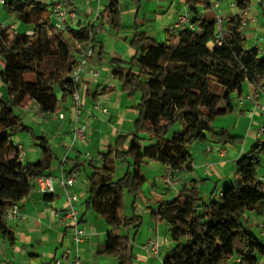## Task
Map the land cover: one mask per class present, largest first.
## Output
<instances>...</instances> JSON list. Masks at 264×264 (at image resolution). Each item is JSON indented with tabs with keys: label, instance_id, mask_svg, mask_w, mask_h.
Segmentation results:
<instances>
[{
	"label": "trees",
	"instance_id": "16d2710c",
	"mask_svg": "<svg viewBox=\"0 0 264 264\" xmlns=\"http://www.w3.org/2000/svg\"><path fill=\"white\" fill-rule=\"evenodd\" d=\"M107 1L103 20L118 31L124 8L121 0ZM235 1L240 10L251 6L250 0ZM199 5L196 0L188 1L191 21L199 31L184 28L172 33L166 29L164 39L157 41L136 26L131 60L109 59L121 91L137 100L132 106L138 115L133 120L130 144L122 148L127 136H118L113 147L100 153L99 162L93 164L86 158L78 161L76 157L68 172L90 168L85 208L109 225L103 253L116 257L117 264H134L136 259L132 232L142 220L135 213L127 217L123 214L125 194L134 199L143 194L147 181L143 165L151 160L181 172L189 169L190 148L197 142L241 144L243 137L213 123L233 111V95L240 96L245 81L263 87L264 55L256 47L247 46L240 29L242 18L236 15L227 20L222 43L210 48L215 22L213 16L201 15ZM3 8L33 30L30 37L28 29L19 31L0 23V56L4 62L0 78L6 86V95L0 96V234L13 242L4 213L31 192L32 178L47 175L53 159L48 138L35 134L16 109L24 95L34 100L43 113L68 109L64 104L71 103L74 90L69 77L74 66L72 40L91 37V62L95 57L101 59L103 49L89 26L70 28L66 35H48L50 16L47 5L39 0H5ZM26 74L34 75L35 80L26 81ZM113 91L111 86L98 85L87 94L96 102L98 95ZM80 97L82 100L81 92ZM175 124L179 129L168 137ZM22 132L37 142L41 157L34 162H24L10 141ZM263 154L264 138H260L236 160L233 180L216 200L204 201L197 184L190 183L172 199L159 201L150 216L156 224L169 226L171 245L161 264H228L232 258L235 264H261L264 243L251 229L248 214L264 208V183L258 178ZM118 159L126 164V170L116 180ZM45 197L51 199L52 194Z\"/></svg>",
	"mask_w": 264,
	"mask_h": 264
},
{
	"label": "crops",
	"instance_id": "0c3cea01",
	"mask_svg": "<svg viewBox=\"0 0 264 264\" xmlns=\"http://www.w3.org/2000/svg\"><path fill=\"white\" fill-rule=\"evenodd\" d=\"M49 5L53 0H39ZM189 0H121L124 11L121 16V29L115 31L104 22L103 13L107 6V0H75L74 6L78 13V20L72 28H81L101 24L103 30L96 33V39L101 46V59L95 57L92 64L99 70V75L95 78H86L81 84L80 92L82 96V108L80 120L87 126V144L79 142L71 145V129L74 125L75 106L71 101L65 103L68 109L62 107L57 112L43 113L39 105L28 96L24 95L16 113L21 117L22 122L28 125L35 134L44 135L48 138L53 153L51 168L47 171L48 176L59 178L68 175L74 166V158L78 161H85V152L94 158L91 161L96 164L100 160V153L105 152L116 143L118 136H127L122 148L126 149L130 144V133L133 129V120L138 112L132 106L137 100H131L121 91L120 84L112 76V67L109 64L110 58H117L122 61H130L134 55L131 48V38L136 26L144 30L150 37L157 41H162L165 37L166 29L175 21L176 17L183 13L188 6ZM198 10L203 17L213 16V12L205 5L199 3ZM1 10V9H0ZM240 9L235 0H220L216 10L225 20L239 14ZM3 16V12L0 13ZM98 15V18H96ZM18 18V16H17ZM247 24L242 26L241 33L249 48L256 47L260 55H264V1L252 4L246 9L244 16ZM0 23H5L0 20ZM17 28V24H14ZM23 30L30 29V26L22 24ZM211 47V43L208 44ZM0 65V71L2 70ZM26 81H34L32 74L24 76ZM100 87L111 86L114 91L97 96L96 102L107 109V113L96 111L92 107L94 102L87 94V90L92 92ZM6 95V86L0 78V96ZM251 95V99L246 96ZM137 99V98H136ZM241 100V102H239ZM233 111L224 117L216 118L214 126L228 129L231 133L243 137L241 145H232L227 149L226 145L214 143L212 141L197 142L190 148L191 159L188 170L179 172L183 175V186L196 183L200 196L204 201L216 200L222 188L228 186L235 172L236 160L245 153L257 139V128L264 124V83L263 87H257L245 81L241 87L240 96L233 95ZM257 104V106H255ZM63 113L62 118L57 115ZM218 125H215L217 124ZM130 124V125H129ZM15 143L23 146V140L35 146L39 152L35 159L41 157L37 142L33 141L28 133L22 132L12 136ZM211 145L222 150L225 155L217 152L208 153L205 146ZM27 154L24 151L22 160ZM24 162H31L26 159ZM144 176L147 182L144 185L143 194L140 198L132 199L133 213L141 217V222L147 218L148 229L143 242L148 240H159L161 243L157 254L145 253L141 250V245H133L136 253L134 264H161L163 256L170 245L163 242L169 232L166 223H155L150 214L157 209L160 200H168L167 195L171 192L164 187L162 173L167 166L155 161H147ZM120 169L124 168L119 166ZM78 171V178L74 181L69 191L74 193L78 200L74 206L78 210V226L86 231L80 245V264H117V258L103 253V242L109 225L93 211L85 208L87 198V175L91 170L89 167L74 169ZM72 171V172H73ZM52 198L48 199L40 192L34 184L31 192L19 203V208L26 215V220L18 222L6 220L8 229L14 235V241L10 242L5 236L0 234V264L6 258L12 264H67L62 259V254L66 248L73 249L71 240L73 227L67 221H62L53 213L54 209H62L66 206L63 189L58 185L56 179ZM255 220L264 219V208L251 213ZM125 217L130 216L126 209ZM250 214L248 217L250 219ZM264 221V220H263ZM167 230V231H166ZM124 233V232H123ZM260 235V234H259ZM135 241V238H134Z\"/></svg>",
	"mask_w": 264,
	"mask_h": 264
},
{
	"label": "built area",
	"instance_id": "2783aa9c",
	"mask_svg": "<svg viewBox=\"0 0 264 264\" xmlns=\"http://www.w3.org/2000/svg\"><path fill=\"white\" fill-rule=\"evenodd\" d=\"M5 0H0V4L4 3ZM75 0H61L55 1L47 5V10L50 16L49 25L47 26V34H62L66 35L68 29L72 28L78 20V13L74 6ZM198 3H201L209 8L213 12V19L215 22V33L214 40L211 43V47L213 48L214 44L220 45L223 40V36L225 33V19L216 12L220 0H196ZM264 0H250L252 4L260 3ZM246 15V9L240 10L238 16L242 18L241 27L247 24L244 16ZM98 18V15H96ZM11 29H14V23L6 25ZM188 28L190 30L199 31L197 24L193 23L190 18V12L186 9L183 13L179 14L175 21L170 25L169 31L172 33H177L179 30ZM103 30V26L92 25L90 26L91 33H97ZM28 36L33 35V30L28 29L26 31ZM208 43V44H209ZM93 53V43L91 37L84 41H79L77 39H73L70 45V55L74 59V66L69 73V77L73 83L74 90L72 92L71 98L72 102L75 106L74 112V125L71 129V145L79 142L82 145L87 144V126L80 120V113L82 108L81 97L79 85L80 82L86 78H95L99 75V70L92 64L90 61V57ZM0 65L4 66V62L0 56ZM247 99H251L253 101V97L251 95L246 96ZM241 102V100L239 101ZM93 109L96 111H101L102 113H107V109L102 107L99 103H94L92 105ZM257 106V104L255 105ZM58 118L63 117V113H59L57 115ZM257 136L259 138H264V124L260 125L257 128ZM11 143L16 146L18 151L20 152V157L24 154L23 146L19 143H15L14 140L10 139ZM205 151L208 153L217 152L218 154L224 156L225 153L216 149L211 145L205 146ZM85 156L91 161L94 158L90 157L88 152H85ZM162 180L164 187L168 190H171L175 193H178L179 189L183 186L184 176L179 172L171 169L170 167H166L162 173ZM78 178V171H73L68 175H62L59 178H53L48 175H40L31 179L33 185L35 184L38 190L44 194H51L54 192V179L58 182V185L63 189L66 206L62 209H54L53 213L56 217H58L62 221H67L73 227L71 240L74 248H66L62 254V259L66 260L67 264H80V251L79 245L86 235V231L84 228L78 226L79 218H78V210L74 206V203L78 200V197L69 191V188L73 185L74 181ZM259 180L264 183V175H260ZM221 192L219 193V195ZM218 195V196H219ZM5 220H15L18 222L26 220V215L19 208V204H12L4 213ZM255 225L259 229V234L264 236V221L261 219L255 220ZM163 242L166 244L170 243L169 238H164ZM161 243L159 240H148L144 244L140 246L141 250L145 253L157 254L159 252ZM56 264H59V260L55 261ZM1 264H12V261L8 258L4 259Z\"/></svg>",
	"mask_w": 264,
	"mask_h": 264
},
{
	"label": "rangeland",
	"instance_id": "374dc122",
	"mask_svg": "<svg viewBox=\"0 0 264 264\" xmlns=\"http://www.w3.org/2000/svg\"><path fill=\"white\" fill-rule=\"evenodd\" d=\"M55 1H61V0H53V2ZM0 13L3 12V16L0 15V20H2L3 22H5V25H9V24H17V28L16 30H23L22 28V24L19 22V19L17 18L16 14L10 15L7 13V11L3 8V3L0 4ZM130 125V124H129ZM218 125V122L217 124ZM179 129V125L175 124L174 126H172L168 133L167 136L170 137L174 131ZM23 144V149L25 151V153L27 154L26 157H24V161L26 159H29L31 162H34L36 158V154H39L37 148L35 146H33L31 143L27 142L26 140L21 141ZM215 143V142H214ZM241 145V144H239ZM232 145H230L229 143L226 144L227 149L230 147L231 148ZM242 146V145H241ZM250 147L246 148L245 152L247 150H249ZM125 166L124 168H122V170L120 169L119 166ZM146 168V165H143L142 170L144 171ZM126 170V164L124 162H122L120 159H118V162L116 164V168H115V176L114 179H118L121 176H123V174L125 173ZM258 173L259 175H264V154L261 156V163H260V167L258 169ZM147 182V181H146ZM145 185V184H144ZM144 189V188H143ZM223 189V188H222ZM175 196V193L173 191H171L169 193V195H167V199H172ZM132 199L134 200V197L129 195V194H125V205H126V209L128 210V212H130V215L133 214V207H132ZM137 200V199H136ZM250 215V227L251 229L254 231L255 235L258 236L260 238V240L264 243V236L259 235V229L258 227L255 225V217L254 215H252L251 213H249ZM261 220H264L263 218ZM132 231H135L132 229ZM167 231V230H166ZM150 232V230L148 229V223H147V218H144L143 222L140 223V225L138 226V229H136V232H132L133 234L135 233V241H133V245L137 246V245H141L140 243L144 241L146 235ZM131 233V234H132ZM167 236H170L169 232H166ZM169 238V237H167ZM171 247V245H170ZM235 256V255H234ZM260 262L261 264H264V255L260 258ZM228 264H235L234 263V258L230 259L228 261Z\"/></svg>",
	"mask_w": 264,
	"mask_h": 264
}]
</instances>
